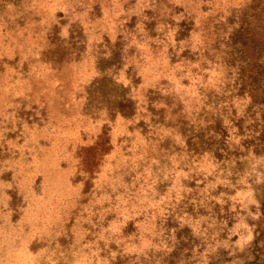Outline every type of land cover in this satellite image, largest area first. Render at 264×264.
<instances>
[{"label":"rangeland","instance_id":"obj_1","mask_svg":"<svg viewBox=\"0 0 264 264\" xmlns=\"http://www.w3.org/2000/svg\"><path fill=\"white\" fill-rule=\"evenodd\" d=\"M240 4L0 0V264H264V67L201 70Z\"/></svg>","mask_w":264,"mask_h":264},{"label":"trees","instance_id":"obj_2","mask_svg":"<svg viewBox=\"0 0 264 264\" xmlns=\"http://www.w3.org/2000/svg\"><path fill=\"white\" fill-rule=\"evenodd\" d=\"M203 10L210 24L215 25L216 20L221 26H225L227 41L224 59H212L209 55L210 63L204 62L201 70L209 71L228 65L236 72L245 66L250 74L257 75L264 67V0H242V4L231 5L216 14L210 9ZM191 22L187 19L186 23L176 27V31L186 32ZM178 41L179 44H185V34ZM202 49L208 54L206 48ZM187 58L183 60L194 64L196 69L201 66V59L195 60L194 55L191 59Z\"/></svg>","mask_w":264,"mask_h":264}]
</instances>
